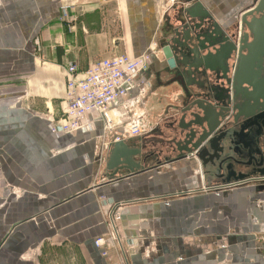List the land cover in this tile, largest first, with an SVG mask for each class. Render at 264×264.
<instances>
[{
    "label": "crops",
    "instance_id": "0c3cea01",
    "mask_svg": "<svg viewBox=\"0 0 264 264\" xmlns=\"http://www.w3.org/2000/svg\"><path fill=\"white\" fill-rule=\"evenodd\" d=\"M196 1L219 20L250 0H0V264H264V191L208 193L221 179L196 158L174 161L182 91L163 72L162 45ZM154 43L142 85L114 105L113 129L93 112L77 132H51L69 62L85 72ZM135 112L145 133L121 141L147 170L110 177L115 139ZM101 237L105 249L95 246Z\"/></svg>",
    "mask_w": 264,
    "mask_h": 264
},
{
    "label": "water",
    "instance_id": "95a60500",
    "mask_svg": "<svg viewBox=\"0 0 264 264\" xmlns=\"http://www.w3.org/2000/svg\"><path fill=\"white\" fill-rule=\"evenodd\" d=\"M175 18L177 26L164 35L166 40L162 45L166 59L163 72L175 76L174 82L183 90V107L178 112L181 117L174 129L177 137H181L182 144H178L184 145L180 148L184 153L179 152L174 161H190L189 154L196 152L200 166H206L207 174L217 175L222 182L252 179L257 174L264 176V113L261 114L264 107L256 114L254 108L247 106L249 101L255 104L254 97L234 86L241 102L238 114L233 122L221 127L229 111L226 108L229 89H223V83L220 84L224 79L228 86L232 83L227 77L232 57L238 56L242 62L264 59V0L242 14L236 25L217 20L200 1L183 5ZM241 69L242 66L237 85L243 86L247 78ZM139 154V150H130L126 143L117 142L108 165L109 169L114 166L117 170L110 177L118 171L131 174L146 171L133 161ZM205 156L210 159L208 163ZM118 157L123 159L119 164ZM256 190L264 191V185Z\"/></svg>",
    "mask_w": 264,
    "mask_h": 264
},
{
    "label": "built area",
    "instance_id": "2783aa9c",
    "mask_svg": "<svg viewBox=\"0 0 264 264\" xmlns=\"http://www.w3.org/2000/svg\"><path fill=\"white\" fill-rule=\"evenodd\" d=\"M166 1L173 6L181 0ZM71 8L70 4L61 7L62 20L68 23L73 22L70 16ZM156 48L157 44L154 43L145 54L139 57L123 54L102 59L91 65L85 72H80L75 63L69 62L64 67L67 79L66 107L62 117L49 119L51 132L54 134L77 132L85 127L88 116L93 112L102 117L108 130L113 129L116 124L114 105L123 100L132 89L142 85V82L140 84L141 75L150 70ZM145 130L146 121L143 114L135 112L125 123L124 133L115 141L121 142L123 138L141 137ZM247 182L249 180L228 184L218 183L207 187L206 191L220 195L229 190H237ZM109 244L110 242L103 237L95 241V246L100 249H105ZM103 255H107L106 250L103 251Z\"/></svg>",
    "mask_w": 264,
    "mask_h": 264
},
{
    "label": "flooded vegetation",
    "instance_id": "af4514ba",
    "mask_svg": "<svg viewBox=\"0 0 264 264\" xmlns=\"http://www.w3.org/2000/svg\"><path fill=\"white\" fill-rule=\"evenodd\" d=\"M241 58V57H240ZM242 66L241 72L244 71L245 74V78L246 79V83L243 86L240 85V83H238L237 85V81H238V73L240 71V67ZM228 79L232 80V83L230 86L227 85L226 80H220V84L223 83V85L221 86L223 89H229V98L228 100H226L227 105L226 108L229 110L228 113H225V118L224 121H222L221 123V127L224 126L226 124V122L234 121V118L237 116L238 114V106H240V101H238L239 97H237V92L234 91L233 87L235 86V88H238V90L243 91L247 96H253L255 101V104L252 101H249L247 106L249 109L254 108V112H256V114H259V110L263 109L262 107H264V59L260 58V59H253L249 62V61H245L242 62L241 60L238 61V56H234L229 60V72L227 74ZM236 77V83L233 85L234 83V78ZM212 80L214 81V78H212ZM180 85V84H179ZM181 87V85H180ZM181 91H182V96H183V90L181 87ZM222 95H226L224 93H222ZM234 96H236V98H234ZM256 106H259L258 108H255ZM264 113V110H262L261 114ZM178 116L181 117V114H179ZM179 117V118H180ZM178 118V119H179ZM178 121V120H177ZM177 121H175V123L173 124V126H171L173 129L176 127L177 125ZM181 137H177L176 140H172L171 143V147L173 149V152L178 155L179 152L180 153H184L180 151V148H184V145L182 146L181 144ZM195 154V155H193ZM198 154V153H197ZM192 155V156H191ZM193 159L194 157L196 159V152L189 154L188 159ZM205 161L208 163L210 161L209 157L205 156ZM202 171L204 173V175H208L207 174V168L206 166H202ZM210 177L213 178H218L217 175H208ZM261 175H256L254 177H258ZM222 182V181H221ZM219 182H213V184H218L221 183ZM212 184V185H213Z\"/></svg>",
    "mask_w": 264,
    "mask_h": 264
},
{
    "label": "rangeland",
    "instance_id": "374dc122",
    "mask_svg": "<svg viewBox=\"0 0 264 264\" xmlns=\"http://www.w3.org/2000/svg\"><path fill=\"white\" fill-rule=\"evenodd\" d=\"M259 0H250V1H245L243 4H241L239 6V8L232 12V14H226L225 17H222L221 15L218 17L219 20L226 24V25H232L235 23L238 24L240 22V17L242 16V14L246 13L248 10H251L254 8V6L258 3ZM243 25V24H242ZM241 25V26H242ZM244 26V25H243ZM188 160V159H186ZM261 178L260 176L259 177H252V179H245V180H249V182L247 184H245L244 186H242L243 188L244 187H262L264 185V178L263 179H259ZM256 179H259V180H256ZM252 180V181H250ZM239 181H244V180H239ZM232 182H235L234 180L230 181V182H221L222 184L223 183H232ZM214 185V184H213ZM209 187V185H205L204 188H207ZM241 187V188H242ZM240 189V188H239ZM238 190V189H237ZM230 191V190H229ZM228 191V192H229ZM225 192V191H224Z\"/></svg>",
    "mask_w": 264,
    "mask_h": 264
},
{
    "label": "bare ground",
    "instance_id": "6f19581e",
    "mask_svg": "<svg viewBox=\"0 0 264 264\" xmlns=\"http://www.w3.org/2000/svg\"><path fill=\"white\" fill-rule=\"evenodd\" d=\"M241 27H245V26L242 25ZM245 28H246V27H245ZM193 155H195V154H193ZM194 158H195V157H194ZM133 161H135V160L133 159ZM247 179H248V178H247ZM221 184H222V183H221ZM223 184H226V183H223Z\"/></svg>",
    "mask_w": 264,
    "mask_h": 264
}]
</instances>
